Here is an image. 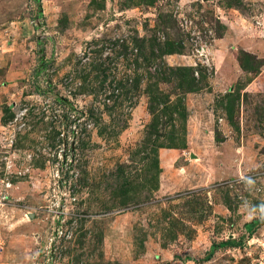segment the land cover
<instances>
[{
  "label": "rangeland",
  "instance_id": "obj_1",
  "mask_svg": "<svg viewBox=\"0 0 264 264\" xmlns=\"http://www.w3.org/2000/svg\"><path fill=\"white\" fill-rule=\"evenodd\" d=\"M0 264H264V0H0Z\"/></svg>",
  "mask_w": 264,
  "mask_h": 264
},
{
  "label": "water",
  "instance_id": "obj_2",
  "mask_svg": "<svg viewBox=\"0 0 264 264\" xmlns=\"http://www.w3.org/2000/svg\"><path fill=\"white\" fill-rule=\"evenodd\" d=\"M191 158H196V155L195 154H191Z\"/></svg>",
  "mask_w": 264,
  "mask_h": 264
}]
</instances>
